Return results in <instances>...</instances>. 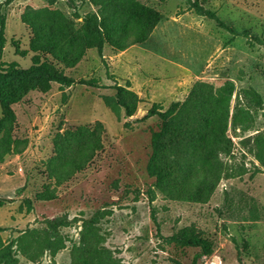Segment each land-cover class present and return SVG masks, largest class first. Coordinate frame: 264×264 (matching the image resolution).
Segmentation results:
<instances>
[{
    "label": "rangeland",
    "instance_id": "obj_1",
    "mask_svg": "<svg viewBox=\"0 0 264 264\" xmlns=\"http://www.w3.org/2000/svg\"><path fill=\"white\" fill-rule=\"evenodd\" d=\"M101 1L0 0V63L39 55L100 86L0 94V264H192L200 248L166 239L182 234L209 243L197 264H264V0H135L161 19L124 50L111 35L122 45L140 24L118 7L101 46L83 42L107 18ZM115 85L136 96L132 117ZM175 104L158 188L147 164L160 119L144 117Z\"/></svg>",
    "mask_w": 264,
    "mask_h": 264
},
{
    "label": "trees",
    "instance_id": "obj_2",
    "mask_svg": "<svg viewBox=\"0 0 264 264\" xmlns=\"http://www.w3.org/2000/svg\"><path fill=\"white\" fill-rule=\"evenodd\" d=\"M7 1L10 2L12 0ZM98 6L100 8L99 12L103 17L106 16L107 18H104L103 21L98 24H92L90 21L87 22L85 28L83 29L82 39L85 44H88V46H101L103 39L97 37L99 35V30L102 28L109 34L110 18H108V16L110 17V14H112V10L115 7L120 8L121 11H124L126 14L136 19L140 24V29L137 33L138 37L135 40L126 41V43L122 45H119V37L117 35H111V41L113 44L118 46V49L120 50H124L133 44L146 40L148 35L161 19L158 12L137 3L135 0H102L101 3H98ZM197 8L199 14L205 15L214 20L219 27L233 31V29L221 20L215 12L204 11L200 7ZM5 29L6 17L4 14L0 13V59L3 49L7 43ZM13 46L18 54L20 52L18 43H13ZM13 83L27 84L28 87L42 86L44 90H48L51 83L59 84L62 87H69L75 83L92 88L100 87L98 80L95 78L89 80L81 79L76 82L75 79L64 75L53 65L48 63L46 60H43L39 55L32 58L31 65L26 69L19 67V65L15 62L0 63V94H2V91L7 89L6 94L14 96L13 100L15 101L19 98L20 94L15 95V92H18L19 90L11 88ZM114 88L116 89V105L124 109L126 117H132L136 111V96L132 92L128 91L125 86L115 85ZM1 97L4 98L3 95H1ZM184 112L185 110L183 105L175 104L165 111H163L158 105H154L144 117L158 116L160 119L159 129L154 131L151 136L152 153L147 164L148 174L155 178V186L158 188H161L168 178V173L164 170L162 161L163 153L166 151V147L168 145L167 140L172 137V133L174 132L175 127L173 122L181 117ZM180 136L181 133L178 134V137ZM7 202L8 201L5 199H0V207ZM166 239L170 242L180 243L183 246L200 248V253L197 254L192 264H197V258L199 256L209 255L211 253L209 243L200 235H173L167 237Z\"/></svg>",
    "mask_w": 264,
    "mask_h": 264
}]
</instances>
